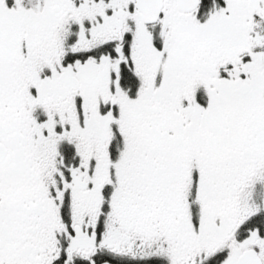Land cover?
<instances>
[{"label":"snow or ice","instance_id":"snow-or-ice-1","mask_svg":"<svg viewBox=\"0 0 264 264\" xmlns=\"http://www.w3.org/2000/svg\"><path fill=\"white\" fill-rule=\"evenodd\" d=\"M0 264H264V0H0Z\"/></svg>","mask_w":264,"mask_h":264}]
</instances>
